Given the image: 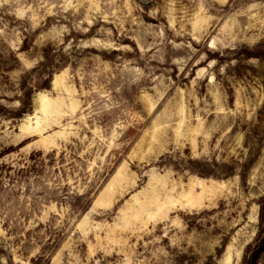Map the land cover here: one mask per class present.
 I'll list each match as a JSON object with an SVG mask.
<instances>
[{
	"label": "rangeland",
	"instance_id": "1",
	"mask_svg": "<svg viewBox=\"0 0 264 264\" xmlns=\"http://www.w3.org/2000/svg\"><path fill=\"white\" fill-rule=\"evenodd\" d=\"M0 264H264V0H0Z\"/></svg>",
	"mask_w": 264,
	"mask_h": 264
}]
</instances>
